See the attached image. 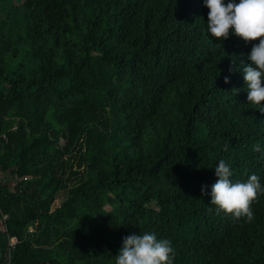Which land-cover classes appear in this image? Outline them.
<instances>
[{
  "label": "trees",
  "instance_id": "obj_1",
  "mask_svg": "<svg viewBox=\"0 0 264 264\" xmlns=\"http://www.w3.org/2000/svg\"><path fill=\"white\" fill-rule=\"evenodd\" d=\"M15 1L0 0V260L14 235L15 264H115L152 232L174 264H264V195L251 222L210 204L221 159L264 184L243 78L258 40L212 36L202 0Z\"/></svg>",
  "mask_w": 264,
  "mask_h": 264
},
{
  "label": "clouds",
  "instance_id": "obj_2",
  "mask_svg": "<svg viewBox=\"0 0 264 264\" xmlns=\"http://www.w3.org/2000/svg\"><path fill=\"white\" fill-rule=\"evenodd\" d=\"M209 9L207 30L215 38L227 40L230 35L252 44L247 54L249 63L243 68V78L247 86V100L257 105L264 113V0H202ZM235 64L236 62L233 61ZM243 64V63H242ZM231 72L232 69H229ZM230 82V76L224 78ZM254 151L264 156V148L257 144ZM216 182L211 185L210 204L218 211L245 217L251 222L254 211L251 207L259 196L264 195V184L256 174L248 176L246 181H233L231 166L219 160L215 166ZM207 185L202 186L203 195H209ZM175 250L168 239L158 238L152 232L142 235L136 233L123 238L115 264H174Z\"/></svg>",
  "mask_w": 264,
  "mask_h": 264
},
{
  "label": "built area",
  "instance_id": "obj_3",
  "mask_svg": "<svg viewBox=\"0 0 264 264\" xmlns=\"http://www.w3.org/2000/svg\"><path fill=\"white\" fill-rule=\"evenodd\" d=\"M7 218L6 214H2V218L0 219V229L5 231L6 227L4 224V220ZM18 242V238L14 235H9L8 236V241H7V250L6 254L4 256V259L1 261L0 264H15L13 261V248L15 247L16 243Z\"/></svg>",
  "mask_w": 264,
  "mask_h": 264
},
{
  "label": "rangeland",
  "instance_id": "obj_4",
  "mask_svg": "<svg viewBox=\"0 0 264 264\" xmlns=\"http://www.w3.org/2000/svg\"><path fill=\"white\" fill-rule=\"evenodd\" d=\"M21 2V0H17V1H15L14 3L15 4H18V3H20ZM63 199V197L61 196V197H58L57 199H56V201H55V203H54V205H57V204H59L60 203V201Z\"/></svg>",
  "mask_w": 264,
  "mask_h": 264
}]
</instances>
